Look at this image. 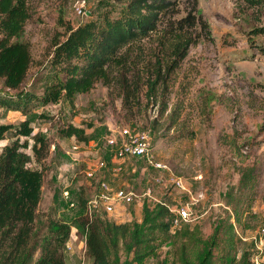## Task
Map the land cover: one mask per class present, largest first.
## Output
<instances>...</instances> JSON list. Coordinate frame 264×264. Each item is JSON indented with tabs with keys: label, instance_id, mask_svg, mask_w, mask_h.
I'll use <instances>...</instances> for the list:
<instances>
[{
	"label": "rangeland",
	"instance_id": "1",
	"mask_svg": "<svg viewBox=\"0 0 264 264\" xmlns=\"http://www.w3.org/2000/svg\"><path fill=\"white\" fill-rule=\"evenodd\" d=\"M18 3H23L27 16L13 39L28 42L33 58L22 88L38 95L60 71L61 65L53 63L57 45L80 27L120 15L125 4L119 0H14ZM188 7L182 1L177 17L186 15ZM198 13L208 22L209 32L196 26L201 37L166 91L158 89L149 99L143 83L151 73L145 64L139 65L143 82L139 106L138 101L131 108L125 106L116 82L103 81L87 92H76L73 101L62 97L29 114L0 106V124L11 126L0 139V156L6 145L20 139L29 165L44 174L40 218L46 221L50 216L71 225L64 248L66 264H92L78 218L84 214L83 201L95 195L101 180L136 193L132 204L121 203L125 213H132V220H137L136 209L144 201L176 208L198 199L191 227L199 226L204 237L216 227L222 232L232 227L238 257L252 253L260 242L264 226V54L260 50L264 6L245 0H198ZM5 35L0 16V37ZM0 95H15L1 78ZM162 101L168 105L163 113ZM26 121L32 132L19 135L14 127ZM71 126L84 130L86 139L69 135ZM142 131L151 135L154 160L167 168L141 158L120 157L106 141L114 135L121 144ZM37 137L47 143L44 150L38 146L39 154L33 149ZM100 161H105L104 168L97 166ZM102 215L115 220L104 210ZM46 232L44 227L42 236ZM166 257H172L168 245L143 264H160Z\"/></svg>",
	"mask_w": 264,
	"mask_h": 264
},
{
	"label": "trees",
	"instance_id": "2",
	"mask_svg": "<svg viewBox=\"0 0 264 264\" xmlns=\"http://www.w3.org/2000/svg\"><path fill=\"white\" fill-rule=\"evenodd\" d=\"M119 1L125 3L120 15L80 27L57 45L53 63L61 65L60 71L38 95L22 88L33 60L31 47L28 42L13 39L23 29L27 16L24 5L0 0L6 33L0 37V78L15 91V95H0V106L29 114L39 105L58 103L62 97L73 101L76 92H87L98 81L116 82L125 106L131 108L134 101L139 106L143 83L140 64L151 73L143 83L149 99L158 89L166 91L190 48L201 37L196 26L209 32L208 22L198 13V0ZM182 1L190 7L186 15L177 17ZM245 1L264 6V0ZM146 41L151 44L148 51ZM260 50L264 54V45ZM166 102L162 101V113L167 111ZM9 128L0 124V139ZM14 128L19 135L29 136L32 132L28 121ZM67 131L86 139L80 128L71 126ZM39 145L44 150L46 140L36 138L33 149L37 154ZM22 147L17 139L6 145L0 156V264H66L64 248L72 233L71 225L50 216L46 221L40 218L44 174L29 165L30 157ZM87 203H82L84 214L78 223L92 264H143L146 258L157 256L164 245L170 247L172 257L162 259L160 264H252L251 252L238 257L234 250L232 227L226 232L216 227L209 237H204L197 225L174 228L176 215L170 206L164 202L150 205L147 201L142 205L141 221L119 223L102 213L90 217ZM44 227L47 232L42 236Z\"/></svg>",
	"mask_w": 264,
	"mask_h": 264
},
{
	"label": "built area",
	"instance_id": "3",
	"mask_svg": "<svg viewBox=\"0 0 264 264\" xmlns=\"http://www.w3.org/2000/svg\"><path fill=\"white\" fill-rule=\"evenodd\" d=\"M81 12V9H79ZM107 143L114 149L120 157H134L145 159L158 168H167V165L154 160V154L152 149L151 135L147 131L139 132L132 135L129 140L119 144L118 139L114 136H108ZM74 149H79V145H74ZM105 161H100L97 166L104 168ZM90 177L93 176L92 172H89ZM180 188H185L184 183L177 182ZM136 193L126 187L114 188L107 180H101L99 182L98 190L95 195L88 200L86 213L92 217L96 213L104 212L108 214H114L117 212L118 207L122 204H132L135 200ZM195 199L191 203H186L180 207L171 208L172 212L176 215L174 219V228H180L183 224L192 225L197 218L193 205L197 202ZM260 242L256 243V249L251 253L252 264H264V246L262 241L264 240V226L259 231Z\"/></svg>",
	"mask_w": 264,
	"mask_h": 264
},
{
	"label": "crops",
	"instance_id": "4",
	"mask_svg": "<svg viewBox=\"0 0 264 264\" xmlns=\"http://www.w3.org/2000/svg\"><path fill=\"white\" fill-rule=\"evenodd\" d=\"M122 207H123V206L120 205V206L118 207L117 212L113 214V215L115 216V220H116L117 222H119V223H120V222H125V220H126V221H131V220H132V217H133L132 213H125V212L123 211V208H122ZM136 210H138V211H136V214H137V220L141 221V220H142V207L140 208V210H139V208H137ZM119 217L121 218L122 221H118V220H117V219H119Z\"/></svg>",
	"mask_w": 264,
	"mask_h": 264
}]
</instances>
